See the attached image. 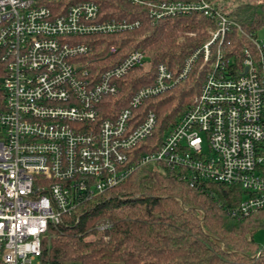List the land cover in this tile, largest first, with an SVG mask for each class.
I'll list each match as a JSON object with an SVG mask.
<instances>
[{
  "label": "built area",
  "instance_id": "built-area-1",
  "mask_svg": "<svg viewBox=\"0 0 264 264\" xmlns=\"http://www.w3.org/2000/svg\"><path fill=\"white\" fill-rule=\"evenodd\" d=\"M127 1L151 21L200 13L213 27L180 70L158 64L126 107L100 119L96 105L116 95L117 79L145 56L131 48L94 73L86 37L140 20L104 19L96 0H0V264H41L66 215L155 162L184 169L175 173L191 186L238 184L246 193L232 215L264 209V40L247 35L240 58L225 57L221 43L235 22L211 1ZM107 52L116 54L118 44L110 42ZM198 61L191 104L155 148L136 151L156 126L154 112L139 107L187 80Z\"/></svg>",
  "mask_w": 264,
  "mask_h": 264
},
{
  "label": "trees",
  "instance_id": "trees-1",
  "mask_svg": "<svg viewBox=\"0 0 264 264\" xmlns=\"http://www.w3.org/2000/svg\"><path fill=\"white\" fill-rule=\"evenodd\" d=\"M97 1V0H96ZM219 6L235 24H230L221 43L225 57L240 58L249 37L264 27V0ZM104 19L140 20L131 29L88 38L92 52L85 57L90 71L120 60L127 50L140 49L145 61L117 79L116 95H105L96 105L100 119L111 117L128 105L139 87L152 81L156 66L181 69L187 56L210 36V18L200 13L178 14L164 20L147 16L141 6L127 0H98ZM118 44L110 55L107 46ZM200 61L187 80L154 97L138 111L151 110L156 126L136 149L148 152L191 104L198 85H190ZM203 72L199 70L198 76ZM4 73L0 62V78ZM3 91L0 87V107ZM175 171H185L155 162L133 172L125 181L85 201L66 215L59 230L51 233L43 248L41 264H264V245L254 241L252 231L264 220V209L245 216L232 215L245 191L238 184L198 181L194 186ZM108 223L104 229L96 226Z\"/></svg>",
  "mask_w": 264,
  "mask_h": 264
},
{
  "label": "rangeland",
  "instance_id": "rangeland-1",
  "mask_svg": "<svg viewBox=\"0 0 264 264\" xmlns=\"http://www.w3.org/2000/svg\"><path fill=\"white\" fill-rule=\"evenodd\" d=\"M255 1H257V0H221L220 2H221V4L228 5V6L232 7V6H236L240 2H251V3H253ZM257 36H258V38L264 40V27L260 28L257 31ZM197 83H198V81H197ZM96 196H98V195H96ZM252 236H253L254 241L257 242L260 246L264 245V220L262 221L261 225L256 226L253 229ZM66 264H77V263L71 262V263H66Z\"/></svg>",
  "mask_w": 264,
  "mask_h": 264
}]
</instances>
